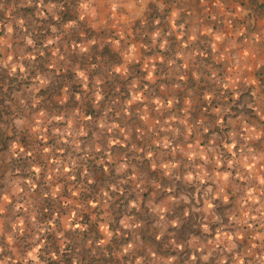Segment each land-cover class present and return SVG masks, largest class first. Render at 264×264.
I'll use <instances>...</instances> for the list:
<instances>
[{
	"label": "crops",
	"instance_id": "crops-1",
	"mask_svg": "<svg viewBox=\"0 0 264 264\" xmlns=\"http://www.w3.org/2000/svg\"><path fill=\"white\" fill-rule=\"evenodd\" d=\"M89 1L0 0V131L6 94L105 84L161 211L208 222L222 264H264V0ZM0 166V264H21L20 179Z\"/></svg>",
	"mask_w": 264,
	"mask_h": 264
},
{
	"label": "rangeland",
	"instance_id": "rangeland-1",
	"mask_svg": "<svg viewBox=\"0 0 264 264\" xmlns=\"http://www.w3.org/2000/svg\"><path fill=\"white\" fill-rule=\"evenodd\" d=\"M94 84L4 96L10 105L2 109L9 120L0 131V164L5 181L20 179L19 198L6 211L24 215L30 230L20 237L29 250L21 264H222L223 254L200 235L208 222L161 211L160 197L147 192V165L137 156L124 164L132 155L124 152L131 126L123 123L138 121L123 95ZM126 169L134 175L125 177Z\"/></svg>",
	"mask_w": 264,
	"mask_h": 264
},
{
	"label": "trees",
	"instance_id": "trees-1",
	"mask_svg": "<svg viewBox=\"0 0 264 264\" xmlns=\"http://www.w3.org/2000/svg\"><path fill=\"white\" fill-rule=\"evenodd\" d=\"M88 199H90L89 197H86V199L85 200H88ZM98 248H100V247H98ZM104 248V247H103Z\"/></svg>",
	"mask_w": 264,
	"mask_h": 264
},
{
	"label": "built area",
	"instance_id": "built-area-1",
	"mask_svg": "<svg viewBox=\"0 0 264 264\" xmlns=\"http://www.w3.org/2000/svg\"><path fill=\"white\" fill-rule=\"evenodd\" d=\"M0 56H1V48H0Z\"/></svg>",
	"mask_w": 264,
	"mask_h": 264
}]
</instances>
